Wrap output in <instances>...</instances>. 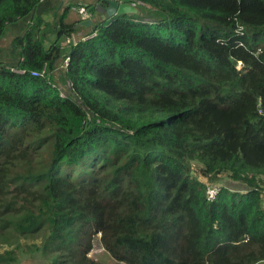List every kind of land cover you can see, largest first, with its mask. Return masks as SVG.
Returning <instances> with one entry per match:
<instances>
[{
	"label": "trees",
	"instance_id": "trees-1",
	"mask_svg": "<svg viewBox=\"0 0 264 264\" xmlns=\"http://www.w3.org/2000/svg\"><path fill=\"white\" fill-rule=\"evenodd\" d=\"M125 1L0 0V264L264 263V0Z\"/></svg>",
	"mask_w": 264,
	"mask_h": 264
},
{
	"label": "rangeland",
	"instance_id": "rangeland-1",
	"mask_svg": "<svg viewBox=\"0 0 264 264\" xmlns=\"http://www.w3.org/2000/svg\"><path fill=\"white\" fill-rule=\"evenodd\" d=\"M53 1L55 2L59 12H61L65 7H70L69 11L67 12V14L65 16L66 22L70 23V22H74V21L78 20V16L76 15L75 8H74L75 7L74 1H77V0H53ZM86 32H87L86 30H79L77 33L72 34L71 36L65 38L64 41L62 42V45L63 46H69V45L76 43L78 40H81L80 37L87 36V35H85ZM67 39H69V41H67ZM12 40H13V33H12L11 29L8 26H6L3 33L0 36V61L3 63H4V60H7L8 62H12V61H16L18 59V58L16 59L15 50L12 46ZM61 63L57 64L58 70L64 66V63H62V64ZM11 70H13V72H16V73L20 72V69H18V68L11 67ZM54 83H55L54 86L57 89V91L59 92V95L64 94V92L69 87V85H67V84L64 85L57 78H55ZM215 183L216 182H214L213 184L210 183L208 185L210 187L219 185V183L218 184H215ZM224 183L226 185V184H228V181L227 182L224 181ZM228 188H230L232 190H236V189L242 188V186H237V187H235L236 189L229 187V186H228ZM98 237L99 236H95L93 238L92 250L90 251L88 256L91 259L99 262L100 264H122V263L116 262L115 260L110 258V256L107 254V252L102 248ZM27 264H32V263L29 262ZM40 264H44V262H40ZM258 264H264V263L259 262Z\"/></svg>",
	"mask_w": 264,
	"mask_h": 264
},
{
	"label": "water",
	"instance_id": "water-1",
	"mask_svg": "<svg viewBox=\"0 0 264 264\" xmlns=\"http://www.w3.org/2000/svg\"><path fill=\"white\" fill-rule=\"evenodd\" d=\"M96 11L105 14L107 18H112L116 15L122 14H135L137 9L131 6L129 3H117L116 1L107 0L106 5L101 7L97 5ZM91 24V20L81 21L79 23L80 26L88 27Z\"/></svg>",
	"mask_w": 264,
	"mask_h": 264
},
{
	"label": "built area",
	"instance_id": "built-area-1",
	"mask_svg": "<svg viewBox=\"0 0 264 264\" xmlns=\"http://www.w3.org/2000/svg\"><path fill=\"white\" fill-rule=\"evenodd\" d=\"M112 1H116L117 3H129V2H126L125 0H112ZM131 6L135 7V4L134 3H129ZM75 12L77 13V15L80 17L79 19L81 21H85V20H91L92 18V15L91 13L85 8L84 5H77L75 7ZM239 30H241V28L239 27ZM89 36H83L81 37L80 39L84 40L86 38H88ZM67 41H69V39H67ZM67 58L64 59L63 63L64 65H66L67 63ZM239 66V64H238ZM44 73V70H42V72L40 73V75H42ZM33 75H37V72H32ZM62 96V95H61ZM206 198L207 200H213L216 198L217 194L219 193V187L217 186H213V187H207L206 188Z\"/></svg>",
	"mask_w": 264,
	"mask_h": 264
},
{
	"label": "crops",
	"instance_id": "crops-1",
	"mask_svg": "<svg viewBox=\"0 0 264 264\" xmlns=\"http://www.w3.org/2000/svg\"><path fill=\"white\" fill-rule=\"evenodd\" d=\"M74 5H75V7L77 6V5H79V4H81V5H90V6H97V5H99L98 4V0H77V1H74ZM74 7V8H75ZM76 13V12H75ZM76 15H77V13H76ZM78 16V15H77ZM104 16H105V14H103L102 16H101V18L103 17L104 18ZM80 17L78 16V19H79ZM98 18V17H97ZM95 20H96V17L94 18Z\"/></svg>",
	"mask_w": 264,
	"mask_h": 264
}]
</instances>
